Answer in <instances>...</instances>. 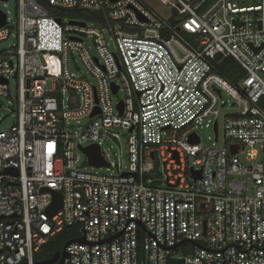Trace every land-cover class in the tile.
<instances>
[{
  "label": "built area",
  "instance_id": "built-area-1",
  "mask_svg": "<svg viewBox=\"0 0 264 264\" xmlns=\"http://www.w3.org/2000/svg\"><path fill=\"white\" fill-rule=\"evenodd\" d=\"M163 1L166 17L145 0L0 10V96L17 110L0 130V264H33L65 228L85 240L63 264H264V0ZM43 2L104 22L57 18ZM226 58L245 71L237 85ZM221 117L224 142L218 126L201 145L198 125ZM108 139L120 150H103ZM92 145L104 164L90 162Z\"/></svg>",
  "mask_w": 264,
  "mask_h": 264
},
{
  "label": "rangeland",
  "instance_id": "rangeland-1",
  "mask_svg": "<svg viewBox=\"0 0 264 264\" xmlns=\"http://www.w3.org/2000/svg\"><path fill=\"white\" fill-rule=\"evenodd\" d=\"M145 1L147 3H149L152 7H154L163 17H166L169 15L170 9L168 8V6L166 5V3L163 0H145ZM8 8L15 13L16 8H17V0H10ZM8 8L5 7L4 3L0 2V10L6 11ZM11 41H13V39ZM87 42L89 44H91L90 40H87ZM8 46H9V42H6L1 47L6 48ZM77 68H79L80 71L85 72V69H84L83 65L81 64V62L78 61L77 63H75V61L72 59L71 63H70V69L74 72L75 71L79 72V70ZM10 87H11V91H12L13 96H16L17 85H16L15 81L12 80ZM119 97L122 98L123 93H120ZM0 101L4 103L3 108L0 110V130L1 129L5 130L13 124V122L16 118L15 114L17 113V110H16V105H15V100L13 99V97L7 98V97L0 96ZM223 102H228V104L225 106L223 113H226V114L232 113L233 111L231 110V106L234 102V98L231 96V93L227 90H225L223 93ZM223 120H224L223 117H221V118H219V121H218V126H219V141H218V143L219 144L224 142ZM197 133L200 137L201 145L211 146V145H215L217 143L214 124L209 125V126H207L206 124L198 125ZM111 145H113V148L115 151L120 150V148L117 147L116 142L113 139H108L107 142H105L103 144V150L112 153L113 151L110 148ZM121 148H122L123 152L125 153L126 144L124 143V141L122 142ZM78 154L80 156V161H79L80 164H84V166H86L87 170L92 171L93 170L92 167L88 163H86L85 154L82 153L81 151H79ZM159 170H160V172H162L164 174V166L162 164L160 165ZM102 171L106 172L105 169H103Z\"/></svg>",
  "mask_w": 264,
  "mask_h": 264
},
{
  "label": "trees",
  "instance_id": "trees-1",
  "mask_svg": "<svg viewBox=\"0 0 264 264\" xmlns=\"http://www.w3.org/2000/svg\"><path fill=\"white\" fill-rule=\"evenodd\" d=\"M43 5L48 10L51 15L57 18H63L66 16H71L73 18H87L89 20H94L103 23L102 15L94 14L86 10H75V9H64L59 7H54L43 2ZM221 73L233 84L237 85L242 78L245 76V71L241 65L234 58H226L220 65ZM76 237L73 228H65L63 231L58 233L53 239H51L47 244H45L34 256V261H44L53 257L57 251H62L65 244ZM172 264H179L177 262H172Z\"/></svg>",
  "mask_w": 264,
  "mask_h": 264
},
{
  "label": "water",
  "instance_id": "water-1",
  "mask_svg": "<svg viewBox=\"0 0 264 264\" xmlns=\"http://www.w3.org/2000/svg\"><path fill=\"white\" fill-rule=\"evenodd\" d=\"M178 14V8L175 7L173 8V14L169 17L168 21L172 24L176 23V15ZM6 23V15L5 13H3L2 11H0V27L1 26H4ZM118 88H115V92L117 91ZM219 93L220 90H218ZM214 129H215V132H216V139H218V123L216 122L215 123V126H214ZM192 142H198L199 141V138L196 136V135H193L192 138H191ZM84 150L86 151V153L89 155L90 157V162L92 164H95L96 166H100L103 163V160L100 156V152H99V147L97 145H92V146H89L87 148H84ZM237 151V148L236 147H233L232 148V152L235 153ZM10 172L12 173H17V170L15 169H11L9 170ZM54 194V199H53V202L52 204L50 205L49 207V213L52 215L54 214L58 209L61 208L62 206V195L59 193V192H53ZM84 237H80V238H77V239H72V240H69L62 251H57L52 258L48 259V260H44V261H34L33 264H63L64 262V259L66 258L67 256V247L72 243V242H84ZM21 264H28L27 262H24V263H21Z\"/></svg>",
  "mask_w": 264,
  "mask_h": 264
}]
</instances>
